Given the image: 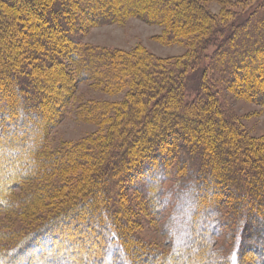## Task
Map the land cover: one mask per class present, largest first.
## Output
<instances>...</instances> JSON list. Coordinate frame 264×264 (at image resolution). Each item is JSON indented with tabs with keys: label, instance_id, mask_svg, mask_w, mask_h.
Returning <instances> with one entry per match:
<instances>
[{
	"label": "trees",
	"instance_id": "trees-1",
	"mask_svg": "<svg viewBox=\"0 0 264 264\" xmlns=\"http://www.w3.org/2000/svg\"><path fill=\"white\" fill-rule=\"evenodd\" d=\"M230 6L215 14L205 0H0V264L156 262L135 234L132 190L177 239L161 264H250L253 248L264 257V143L246 140L222 106L224 85L264 105V0ZM129 16L164 25V42L186 40L189 50L170 60L81 43L87 25ZM59 55L74 63V82L63 66L67 85L35 70L63 64ZM84 82L130 91L122 105H80V118L101 126L111 118L106 134L50 150L47 129L64 112L46 115L47 85L66 89L67 105ZM19 188L26 197L13 193ZM37 198L39 213L30 211ZM226 229L236 260L216 244ZM31 245L41 256L26 254Z\"/></svg>",
	"mask_w": 264,
	"mask_h": 264
},
{
	"label": "rangeland",
	"instance_id": "rangeland-1",
	"mask_svg": "<svg viewBox=\"0 0 264 264\" xmlns=\"http://www.w3.org/2000/svg\"><path fill=\"white\" fill-rule=\"evenodd\" d=\"M248 1L249 0H205V4L208 6L212 13L219 14L222 11V5L224 4H227L228 6L231 5L230 8H232L233 10L241 11ZM9 17H11V12ZM22 22L25 23V20ZM33 27H29V29L27 30L31 31L33 29L34 31H41V28L37 29L35 28V26ZM86 28V30L81 31L80 41L81 43L89 46L107 49H118L126 53L132 52L137 47H140L147 49L155 56L170 60L183 57L189 50V44L186 40L173 44L165 43L162 39L163 33L165 32L164 25L149 23L138 18L137 16H129L122 22H116L105 26L87 25ZM9 30L14 33V37L17 39L24 37L22 31L18 30L17 33H15V27H11L9 28ZM8 41L9 38L7 37L6 42ZM41 50L43 51V48ZM58 58L61 62H63V64L51 67L48 66L46 67V70L43 69L42 71H40L39 68L35 70H38L40 74H42L41 76L43 78L47 77L48 73H52L55 81L60 80L61 84L63 83L67 85V77H65L66 75L63 73L65 72L63 68L67 66V71L69 70L70 72H72L71 80L74 82V63L60 55L58 56ZM23 61L26 60L23 56H21L18 58L17 63L20 64L23 63ZM60 72L63 74H61ZM200 76L201 74L198 71L192 74L193 78L189 79V86H191L192 89L199 86ZM53 84V86L47 85L46 88V93L50 94V98L53 100V102H50V104H46V115H52V111L55 107H57L59 111H63L65 113H62V116L59 117L58 121H56V126H49V128L47 129L48 148L50 150L57 151L69 148L70 146L87 139L89 136L107 133L106 128L111 125V118L109 117L107 121L104 122V124H106L105 126L95 124L94 122H92V120L90 121V119L86 120L80 118L78 115V111L80 109V105L81 107L84 105L82 103L93 101H110L122 105L130 91V87L125 85L117 93H106L99 89H96L92 85V82H84L80 83V85L77 84V98L74 100V102L66 105L63 102V94L67 92L65 91L66 89L61 88V93H58L57 84ZM223 95L225 98V102L222 105L223 109L225 110L226 114L230 115V117L234 119L237 127L240 128L245 139L254 144H258L261 142L264 143V105L250 100L246 95L236 93V91H232L228 88L227 85H224ZM56 119H58V117ZM79 178L80 177H76L75 180H72L71 182L74 184L79 180ZM26 188L16 189L13 193L16 196L26 197L28 192ZM130 194H132L135 199H138H136L135 202H140L139 206H137V208L135 209L136 215L134 217L135 219H133L136 222L135 234L141 241V245L145 246V248L147 249L140 250L143 251V254L146 253L144 251L146 250L148 252H151V254L156 253L157 255V261L155 262L154 260L153 262L152 257H148L145 254L147 256H145L146 260L145 262L142 261L141 264H161L160 260L164 261L161 258V254H170V252L173 251L176 247L177 239L169 240L167 235H165V231L161 226V222L156 217H154V215L146 213L145 208L142 209L141 205H143V203L145 202H143L141 199L142 196L140 194V191L132 190L130 191ZM34 201L35 203H32L33 205L31 204L30 211H44L45 207L43 206L42 199L37 198ZM87 208H90V205ZM31 216H33V214L29 215L27 219H30ZM223 233L224 235L217 238V247L226 244L225 258L229 260L233 253V259L236 260L237 250L235 248V245H232L230 243L232 241V233H230L227 229L224 230ZM255 247L257 249V246ZM37 252L38 248L31 245L26 251V254H35L41 256V254L39 255V253ZM259 252V249L257 252H255L253 248V250L249 251L246 254L247 257L245 258V260H247V262L250 264H256L257 260L261 259V262H263L262 264H264V257H260L258 255ZM88 262H90L89 259H86L84 261L85 264ZM183 264L195 263L185 262Z\"/></svg>",
	"mask_w": 264,
	"mask_h": 264
},
{
	"label": "bare ground",
	"instance_id": "bare-ground-1",
	"mask_svg": "<svg viewBox=\"0 0 264 264\" xmlns=\"http://www.w3.org/2000/svg\"><path fill=\"white\" fill-rule=\"evenodd\" d=\"M85 208V207H84ZM81 219V218H80Z\"/></svg>",
	"mask_w": 264,
	"mask_h": 264
}]
</instances>
